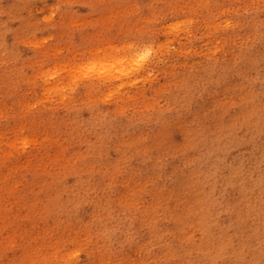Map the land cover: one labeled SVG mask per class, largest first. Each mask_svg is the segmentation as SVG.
Returning <instances> with one entry per match:
<instances>
[{"label": "rangeland", "instance_id": "rangeland-1", "mask_svg": "<svg viewBox=\"0 0 264 264\" xmlns=\"http://www.w3.org/2000/svg\"><path fill=\"white\" fill-rule=\"evenodd\" d=\"M263 12L0 0V264H209L219 236L203 208L217 197L195 188L188 155L248 99L212 76L260 36Z\"/></svg>", "mask_w": 264, "mask_h": 264}, {"label": "bare ground", "instance_id": "bare-ground-1", "mask_svg": "<svg viewBox=\"0 0 264 264\" xmlns=\"http://www.w3.org/2000/svg\"><path fill=\"white\" fill-rule=\"evenodd\" d=\"M258 20L264 23V12ZM259 35L242 48L235 65L219 64L212 76L216 86L217 81L226 86L227 75L241 81L234 88L248 90V99L205 126L188 155L199 175L195 188L208 189L217 197L203 208L217 221L211 224V242L219 236L213 244L218 251L208 254L209 264H264V30ZM211 165L215 166L209 172ZM175 184L180 190V181ZM180 229L174 230L178 237Z\"/></svg>", "mask_w": 264, "mask_h": 264}]
</instances>
